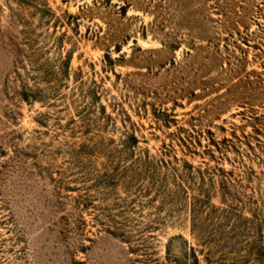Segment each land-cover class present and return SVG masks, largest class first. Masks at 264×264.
Masks as SVG:
<instances>
[{
    "label": "rangeland",
    "instance_id": "374dc122",
    "mask_svg": "<svg viewBox=\"0 0 264 264\" xmlns=\"http://www.w3.org/2000/svg\"><path fill=\"white\" fill-rule=\"evenodd\" d=\"M0 264H264V0H0Z\"/></svg>",
    "mask_w": 264,
    "mask_h": 264
},
{
    "label": "trees",
    "instance_id": "16d2710c",
    "mask_svg": "<svg viewBox=\"0 0 264 264\" xmlns=\"http://www.w3.org/2000/svg\"><path fill=\"white\" fill-rule=\"evenodd\" d=\"M134 143L130 144V145H133Z\"/></svg>",
    "mask_w": 264,
    "mask_h": 264
}]
</instances>
